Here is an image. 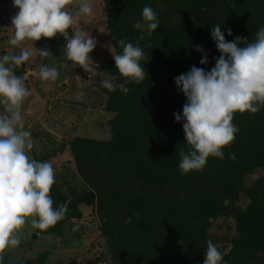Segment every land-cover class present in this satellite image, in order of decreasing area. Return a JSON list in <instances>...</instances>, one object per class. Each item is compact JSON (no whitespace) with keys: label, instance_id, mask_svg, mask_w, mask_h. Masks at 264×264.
I'll use <instances>...</instances> for the list:
<instances>
[{"label":"trees","instance_id":"16d2710c","mask_svg":"<svg viewBox=\"0 0 264 264\" xmlns=\"http://www.w3.org/2000/svg\"><path fill=\"white\" fill-rule=\"evenodd\" d=\"M100 1L114 54L122 52L116 43L120 39L137 43L140 30L134 24L143 22L146 5L158 13L160 27L151 36L145 31L144 39L139 40L149 58L147 63L141 62L146 77L139 84H126L130 88L127 95L119 89L109 91L99 81L104 109L110 113V134L61 139L59 147L68 144L81 183L79 187L63 183L55 172L54 205L70 197L69 211L54 227L34 231L61 235L65 224L81 218V206L87 205L105 245L94 254L105 256L107 264H203L208 240L228 264H264V106L255 114L235 113L233 123L239 132L235 141L223 148V160L210 156L202 171L184 175L178 153L181 148L187 151L188 145L183 121L175 119V113L183 114L187 102L175 78L193 65L210 71L221 55L211 29L220 24L227 41L247 37L252 42L264 27V0ZM2 3L10 4L15 14L18 11L13 0H0ZM65 43L57 34L31 44L52 49L53 55L57 50L65 52ZM197 45L204 52L197 51ZM205 54L209 62L201 64ZM97 67L114 84L124 83L126 78L116 69L112 53L99 58ZM22 70L23 65L15 72ZM47 138L46 143L56 142L55 136ZM56 145L51 151L33 148L29 155L46 161ZM249 174H254L253 179L247 180ZM136 212L138 216L133 215ZM130 216L132 222L125 223ZM218 217L221 222H216ZM49 251L42 249L35 264H45ZM23 257L11 258L6 252L4 264H26ZM54 264L83 263L72 256Z\"/></svg>","mask_w":264,"mask_h":264},{"label":"clouds","instance_id":"9594fccd","mask_svg":"<svg viewBox=\"0 0 264 264\" xmlns=\"http://www.w3.org/2000/svg\"><path fill=\"white\" fill-rule=\"evenodd\" d=\"M73 5L77 8L75 14L68 11ZM13 6L18 11L11 18L14 34L9 38V44L21 50L19 54L6 51L0 56V106L3 107L0 114V264H4L9 249L21 244V233L26 224L47 231L65 219L71 202L69 197L67 202L54 205L51 190L56 183L55 169L51 162L29 155L35 142L31 130L24 126L23 105L31 92L15 69L28 62L34 52L31 46H21L28 41L51 39L60 34L66 40V59L78 64L90 78L97 75L90 53L98 41L81 27L82 17L95 15L92 0H13ZM142 18L143 22L134 24V28L140 30L135 45L125 38L116 42L122 48L121 53L114 54L112 47L109 49L116 69L126 78L120 84L102 79L101 86L109 91L119 89L127 95L130 88L126 84H139L146 77L141 62L147 63L149 58L139 46V40L144 39L145 31L151 36L160 27V22L158 13L147 5L142 10ZM227 34L231 36L232 30L228 29ZM211 35L221 53L215 66L206 71L193 65L190 71L175 78L178 89L187 97L183 114L175 113L176 121H183L188 145L187 151L181 148L178 153L182 175L193 170L202 171L210 156L223 160V148L233 143L239 132L233 123L235 113L255 114L264 106V27L258 29L252 42L247 37L227 41L220 24L211 29ZM196 50L204 52L200 45ZM50 53L48 48H39L41 58ZM208 62L205 54L200 63ZM39 78L42 82H55L59 72L55 67L43 65L39 68ZM230 158L235 159V156ZM131 222V216L125 220L127 224ZM79 227L76 224L72 231H78ZM222 262L228 264L208 240L203 264Z\"/></svg>","mask_w":264,"mask_h":264},{"label":"rangeland","instance_id":"374dc122","mask_svg":"<svg viewBox=\"0 0 264 264\" xmlns=\"http://www.w3.org/2000/svg\"><path fill=\"white\" fill-rule=\"evenodd\" d=\"M92 2L95 15L94 17H82L81 27L98 41L95 49L90 53L92 67L97 70L96 76L90 78L89 74L78 64L67 60L64 52L60 50H57L53 55L50 54L49 58H41L39 48L31 44L32 41H28L30 45L26 42L21 46H31L34 54L23 65V70L17 74L25 79L31 92V95L25 100L23 112L24 126L26 130H31L35 142L34 148L51 151L50 148L57 142V145L54 146L57 148L46 158V161L51 162L63 183L71 185L76 183L77 187L81 183L79 174L75 169L73 156L67 149L68 144L59 147L61 139L66 141L74 135L102 138L110 134L108 127L110 113L104 109L105 96L98 86L99 81L107 79L109 76L98 69L97 62L99 58L112 53L109 50L111 43L107 39L102 3L100 0H92ZM0 10L4 13V17L0 16V56L6 51L19 54L21 48L9 44V38L14 34L11 18L15 13L12 6L2 3ZM68 11L75 14L77 8L75 5L69 6ZM50 51L52 52V49ZM43 65L55 67L58 70L59 78L55 82L40 80L39 68ZM2 113L3 107L0 106V114ZM48 135L55 136L56 142L46 143ZM258 171L256 170V173ZM253 177L254 174H249L247 180L253 179ZM81 209L82 217L78 220L70 219L65 224L61 235L40 234L34 231L30 223L26 224L21 233V244L17 248L7 251L9 257L20 259L24 256L26 264H35L37 254L47 248L50 253L45 264H54L57 260H68L72 256L81 259L83 264L109 263L105 256L100 258L94 254L103 251L105 245L103 237L99 233L97 220L92 214L91 206L82 205ZM221 221V217L216 220V222ZM228 221L232 222L231 219ZM228 221L226 222L229 223ZM76 224L80 225L81 234L72 231ZM221 231H223L222 227L219 232ZM34 232L36 234L33 237Z\"/></svg>","mask_w":264,"mask_h":264},{"label":"water","instance_id":"95a60500","mask_svg":"<svg viewBox=\"0 0 264 264\" xmlns=\"http://www.w3.org/2000/svg\"><path fill=\"white\" fill-rule=\"evenodd\" d=\"M35 234H36V233L34 232V233H33V237H34Z\"/></svg>","mask_w":264,"mask_h":264}]
</instances>
